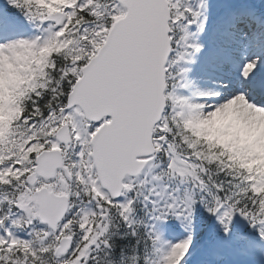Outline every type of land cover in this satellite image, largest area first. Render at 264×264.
<instances>
[{
  "label": "snow or ice",
  "instance_id": "snow-or-ice-1",
  "mask_svg": "<svg viewBox=\"0 0 264 264\" xmlns=\"http://www.w3.org/2000/svg\"><path fill=\"white\" fill-rule=\"evenodd\" d=\"M0 264H264V0H0Z\"/></svg>",
  "mask_w": 264,
  "mask_h": 264
}]
</instances>
